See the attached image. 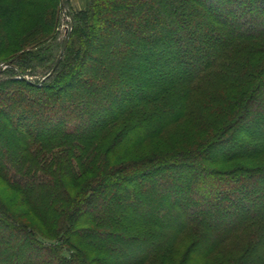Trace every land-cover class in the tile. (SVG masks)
<instances>
[{
    "label": "trees",
    "instance_id": "trees-1",
    "mask_svg": "<svg viewBox=\"0 0 264 264\" xmlns=\"http://www.w3.org/2000/svg\"><path fill=\"white\" fill-rule=\"evenodd\" d=\"M70 6L0 0V264H264V0H86L51 73Z\"/></svg>",
    "mask_w": 264,
    "mask_h": 264
},
{
    "label": "rangeland",
    "instance_id": "rangeland-1",
    "mask_svg": "<svg viewBox=\"0 0 264 264\" xmlns=\"http://www.w3.org/2000/svg\"><path fill=\"white\" fill-rule=\"evenodd\" d=\"M6 1L14 2L18 0H6ZM47 1L50 2L51 0H47ZM67 1L68 3H70L71 6L64 9L62 20L60 24L58 25V27H56L57 38L55 41H51L50 43V45L55 46V47L57 44L56 42L61 43L67 37L68 27L70 26L69 24V20L71 17L70 13H72L71 10L73 11V13H75L77 10L84 9L86 7V0H66V3ZM34 9L35 8L28 7V10L30 11H34ZM31 21H32V18L26 17L24 18L22 22H20L17 25V30H18L20 37L25 35L26 31L29 30L28 27L27 29H25V27L27 24H31L32 23ZM7 66L8 65L6 64L5 66L2 67V69H5V67ZM14 67L18 71L19 77H21L22 74H20L19 69L16 66ZM28 76L32 80H38L39 78V76H33V75H28ZM194 129H197V128L195 126H193V128H188V125L183 124V122L180 125L172 126L168 129V131L164 134V136L160 137L158 141L153 142V143H148L144 146L139 147L136 150V152L130 153L129 155H127V157H130L133 154L141 155V154L147 153L148 151H152V148L156 149V148L161 147L163 150L168 151L170 149H175L176 147H179V146L182 147L185 145V141L187 139L192 138V136H194L193 135L194 133L192 131ZM252 163L261 164V163H264V159L261 158L260 160L252 161ZM0 196L12 206V208L18 214V216L22 218L25 222L31 223L34 226L40 227L41 222L37 219V217H35L32 214L31 215L29 214L28 216V207H17L16 206L15 203L18 199V194L14 191H8V189L1 182H0ZM230 251L231 250L220 252L219 254L214 255L208 259H205L202 262H199V263L197 262L196 264H229L230 257L232 256L231 255L232 252L231 254L228 253Z\"/></svg>",
    "mask_w": 264,
    "mask_h": 264
},
{
    "label": "water",
    "instance_id": "water-1",
    "mask_svg": "<svg viewBox=\"0 0 264 264\" xmlns=\"http://www.w3.org/2000/svg\"><path fill=\"white\" fill-rule=\"evenodd\" d=\"M62 3H63V5L64 6H66L67 5V3H66V0H62ZM71 25L68 27V33H67V37H66V41H65V43H64V46H63V48H62V50H61V52H60V55H59V58H58V61H57V63H56V65H55V67H54V69L51 71V73L55 70V68L58 66V64H59V62H60V60H61V58H62V56H63V54H64V52H65V50H66V48H67V45H68V42H69V39H70V35H71ZM50 73V74H51Z\"/></svg>",
    "mask_w": 264,
    "mask_h": 264
}]
</instances>
